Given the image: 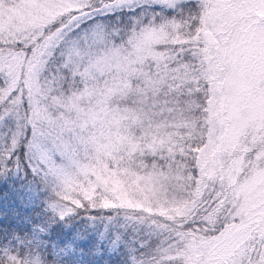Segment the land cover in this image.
<instances>
[{
	"label": "snow or ice",
	"instance_id": "obj_1",
	"mask_svg": "<svg viewBox=\"0 0 264 264\" xmlns=\"http://www.w3.org/2000/svg\"><path fill=\"white\" fill-rule=\"evenodd\" d=\"M92 233L264 264V0H0V264H90Z\"/></svg>",
	"mask_w": 264,
	"mask_h": 264
},
{
	"label": "trees",
	"instance_id": "obj_2",
	"mask_svg": "<svg viewBox=\"0 0 264 264\" xmlns=\"http://www.w3.org/2000/svg\"><path fill=\"white\" fill-rule=\"evenodd\" d=\"M4 195L6 197V199L8 200L9 203H13V206H15V201L16 198L19 196L18 192H10L7 189L4 190ZM7 206V205H6ZM28 214V210L24 207L23 204L20 205V215H27ZM4 225H5V229L7 231H12V230H26L28 228V225L16 220V219H8L7 217H5L4 219ZM65 232H69L71 231V229L66 230L64 229ZM59 247H63L64 245H66L68 242H70L67 238L65 239H56V237L53 235L52 237H50ZM89 242L84 244L81 242V240L77 241L76 243L73 245L77 250L79 249H84L83 253H80L81 255H84L85 253H87L86 259H88L90 257V264H126V255H124V253L122 251V253H119L117 255H115L114 253H101V254H95L93 255V253L95 252V241L91 239V237L89 238ZM82 243V244H80ZM79 244V245H78ZM101 246V245H100ZM107 251V250H106ZM108 252V251H107Z\"/></svg>",
	"mask_w": 264,
	"mask_h": 264
},
{
	"label": "rangeland",
	"instance_id": "obj_3",
	"mask_svg": "<svg viewBox=\"0 0 264 264\" xmlns=\"http://www.w3.org/2000/svg\"><path fill=\"white\" fill-rule=\"evenodd\" d=\"M20 182L19 181H17V185L19 184ZM18 195L19 196H22L23 195V193L22 192H18ZM66 230H69V229H66ZM91 237V239L92 240H94L95 241V243H96V233H92L90 236H88L86 239H84V240H81V242L82 243H84V244H86V243H88L89 242V238ZM77 241H79V240H77ZM69 243V242H68ZM72 243H73V245L76 243V240H74V241H72ZM82 243H80V244H82ZM79 245V244H78ZM101 246H100V249H101V251L98 253V254H101V253H107V254H109V253H114L115 255H117V254H119V253H124V251H123V249L121 248L120 250H117V251H109L108 250V248L105 246V244H103V243H101L100 244ZM108 252H107V251ZM120 251H122V252H120ZM124 255H126V253H124Z\"/></svg>",
	"mask_w": 264,
	"mask_h": 264
}]
</instances>
